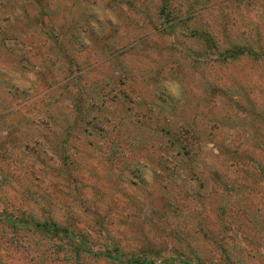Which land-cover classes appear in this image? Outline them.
<instances>
[{
	"label": "rangeland",
	"instance_id": "rangeland-1",
	"mask_svg": "<svg viewBox=\"0 0 264 264\" xmlns=\"http://www.w3.org/2000/svg\"><path fill=\"white\" fill-rule=\"evenodd\" d=\"M261 50L264 0H0V264H264Z\"/></svg>",
	"mask_w": 264,
	"mask_h": 264
},
{
	"label": "trees",
	"instance_id": "trees-1",
	"mask_svg": "<svg viewBox=\"0 0 264 264\" xmlns=\"http://www.w3.org/2000/svg\"><path fill=\"white\" fill-rule=\"evenodd\" d=\"M206 39H207L208 44L212 46L213 42L211 41V38L206 37ZM259 53H264V50H261ZM231 54L233 56H242L244 54H248V55L252 56V55H254L256 53L253 52L250 48L246 47V48L234 49L233 53L230 52V55ZM83 96H84V94H83V92H81L79 97H80V100H82V101H81L80 104H82V102H83V99H82ZM82 110H84L83 106L82 105L78 106L77 111H78V114L80 115V117L83 116ZM10 222L14 223V224L16 223L14 220H11ZM15 225L17 226L18 224L16 223ZM32 225L31 226L34 227L37 230L41 229L39 231H41L42 233L45 231L44 233H48V234H52V235L54 234L57 237L66 235L72 242H74L75 247L78 249V251L80 253H82V254L85 253L86 255H88L90 257H93V258H98V259H100V258H103V259L109 258L113 262H115L114 260H117V262L122 263V264H155V263H153V260H147V259H141V258L133 259V258L124 257L122 254L121 255L117 254L118 251H119L118 248H115V251H113V252L105 251V252L96 254V253H94L91 250L90 247L87 246L85 240H83L79 236H74L73 234H71L69 232L68 229L67 230H63L60 227H58L56 224H53V227H52L50 225V223H44V225H39L37 223V224H32ZM43 227H45V228H43ZM113 253H116V254L114 255ZM180 263L181 264H201V262H199V261H197L196 263H193V262L185 261V260L181 261Z\"/></svg>",
	"mask_w": 264,
	"mask_h": 264
}]
</instances>
